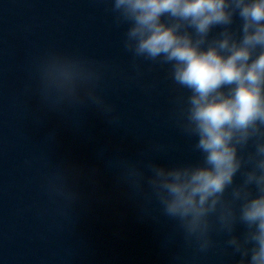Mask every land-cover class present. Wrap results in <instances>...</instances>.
Instances as JSON below:
<instances>
[{
    "label": "water",
    "instance_id": "95a60500",
    "mask_svg": "<svg viewBox=\"0 0 264 264\" xmlns=\"http://www.w3.org/2000/svg\"><path fill=\"white\" fill-rule=\"evenodd\" d=\"M127 27L110 0H0V264H237L226 234L198 251L124 179L129 164L202 161L178 122L187 90L168 66L141 60L137 76ZM49 51L105 65L96 91L112 110L43 99L37 66ZM56 173L75 199L50 195Z\"/></svg>",
    "mask_w": 264,
    "mask_h": 264
},
{
    "label": "clouds",
    "instance_id": "9594fccd",
    "mask_svg": "<svg viewBox=\"0 0 264 264\" xmlns=\"http://www.w3.org/2000/svg\"><path fill=\"white\" fill-rule=\"evenodd\" d=\"M110 2L116 24L128 25L123 48L137 76L141 60L168 66L173 83L187 90L178 122L202 155L195 164H129L124 179L155 199L198 251L214 246L216 231L226 234L237 264H264V0ZM104 68L49 51L37 66L41 96L54 106L88 100L110 112L96 91ZM48 189L53 198L77 195L60 173Z\"/></svg>",
    "mask_w": 264,
    "mask_h": 264
}]
</instances>
